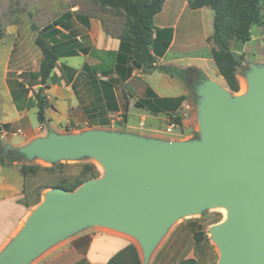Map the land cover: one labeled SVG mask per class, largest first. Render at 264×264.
Here are the masks:
<instances>
[{
    "label": "water",
    "instance_id": "water-1",
    "mask_svg": "<svg viewBox=\"0 0 264 264\" xmlns=\"http://www.w3.org/2000/svg\"><path fill=\"white\" fill-rule=\"evenodd\" d=\"M247 79L244 95L208 77L197 84V138L50 131L17 148L27 159L51 163L93 157L104 174L75 190L50 187L1 251L0 264H29L90 227L136 237L148 264L175 219L214 206L229 211L226 221L210 229L220 251L217 264H264V65H252Z\"/></svg>",
    "mask_w": 264,
    "mask_h": 264
},
{
    "label": "crops",
    "instance_id": "crops-1",
    "mask_svg": "<svg viewBox=\"0 0 264 264\" xmlns=\"http://www.w3.org/2000/svg\"><path fill=\"white\" fill-rule=\"evenodd\" d=\"M208 8L192 9L188 0H165L154 17L151 52L157 65L184 71L181 74L135 67L130 47L122 45L119 34L108 30L95 13H72L71 20L55 26V34L61 36L56 43L59 56L46 84L40 76L11 79L15 40L0 45V125L1 137L8 133L6 146L23 147L45 136L44 132L63 133L67 127L89 123L167 141L181 140L188 131L199 132L196 86L203 76L215 79L211 76L215 43L209 40L214 15ZM14 28L17 37L20 28ZM41 87L48 102L44 123L39 121L35 96ZM172 117L180 122L169 133L166 127ZM12 129L21 130L22 135ZM170 134L177 135L171 138ZM16 163L0 159V253L35 208L34 177L25 176ZM48 190L44 188L39 198ZM176 232L152 255L150 264H163V250L176 242ZM131 243L128 234L90 227L51 246L31 264H107Z\"/></svg>",
    "mask_w": 264,
    "mask_h": 264
},
{
    "label": "rangeland",
    "instance_id": "rangeland-1",
    "mask_svg": "<svg viewBox=\"0 0 264 264\" xmlns=\"http://www.w3.org/2000/svg\"><path fill=\"white\" fill-rule=\"evenodd\" d=\"M208 9L209 11L212 10L211 8ZM72 13H95L102 18L108 30L118 34L124 29L127 20L122 10L102 7L94 0H0V26L3 31L0 45H4L5 42H9L12 39L15 40L14 56L9 64V77L11 79L23 77L33 80L39 76L42 52L36 44L39 30H34L33 24L37 25L39 29L42 26L57 22L62 25L67 20H71ZM68 15H71V18ZM16 25L20 28L17 37L14 33ZM55 30L45 33V37L50 44L57 45L56 43H58L61 36L60 34H55ZM230 48L239 61L237 77L240 83V90L234 92L227 86L214 62V71L211 72V76L233 95H240L242 85H248L247 73L252 65H264V7L261 8L259 21L252 26L251 40L246 43L232 40L230 41ZM20 70L23 72L19 74ZM92 129H100V127L95 126L94 123H89L88 125L67 127L63 133L80 134ZM12 130L22 135L21 130ZM1 134L2 132L0 133V152L4 156V162L8 164L17 162L16 164L20 167L24 165L27 168L35 169L34 173L28 172L27 174L34 177L35 195H32L33 207H36L44 199L43 196V198H39V195L47 186L58 183L70 185L77 179L90 177L93 172L96 177H101L104 174L102 164L93 157L64 159L53 163L41 158L27 159L17 151V148L6 146L7 143L4 142L8 133L4 137H1ZM43 135H48V132H44ZM176 135L170 134L169 137L172 138ZM198 136L199 132L196 129L192 132L184 133L181 140L197 138ZM224 217V206L209 207L201 212L178 217L169 225L153 250L151 257L160 249L168 237L174 231H177L178 238L176 242L173 243L170 249L167 250L168 246L166 245L163 250L161 255V258H164L163 264H217L220 259V251L210 232L211 227L216 223L211 222L218 218L219 221L217 223H219L224 220ZM195 233L202 234L203 240L197 241L194 236ZM131 237L143 258V249L140 241L136 237ZM150 259L148 264H150Z\"/></svg>",
    "mask_w": 264,
    "mask_h": 264
},
{
    "label": "trees",
    "instance_id": "trees-1",
    "mask_svg": "<svg viewBox=\"0 0 264 264\" xmlns=\"http://www.w3.org/2000/svg\"><path fill=\"white\" fill-rule=\"evenodd\" d=\"M102 7H110L122 10L126 17V25L119 34L122 45L127 44L132 53L133 65L141 68L146 72H152L158 68L175 74L184 71L177 70L170 66L157 65L156 57L151 52L153 43V35L156 30L154 25L155 15L161 11L165 0H94ZM189 7L199 9L202 7H210L214 12L213 17V34L209 40H213L215 47L212 50V57L216 63L219 74L223 77L227 86L234 92L240 90V83L237 77V67L239 65L238 58L235 57L230 48V41H239L246 43L251 40L252 26L260 19L261 8L264 7V0H188ZM69 16V15H68ZM71 18V15L69 16ZM59 23L48 24L42 28H38L33 24L34 30H39L36 37V44L42 52L40 61L39 76L43 84L47 80L56 66L58 60V47L50 44L45 37V33L55 30V26ZM3 31L0 26V38ZM205 76H203L204 78ZM41 87L36 93L38 118L41 123L45 122V108L48 104L42 95ZM138 104H140L138 102ZM175 120L179 123L178 117ZM8 127L9 125H5ZM1 133V125H0ZM0 159L4 161V156L0 152ZM22 173L26 176L28 172L34 173L35 169L21 167ZM96 177L93 172L90 177L77 179L70 185L62 183L52 184L50 187H63L69 190H75L84 181ZM218 218L211 223H217ZM195 239L202 241L203 236L195 233ZM107 264H143L140 251L135 243L127 245L110 258Z\"/></svg>",
    "mask_w": 264,
    "mask_h": 264
},
{
    "label": "built area",
    "instance_id": "built-area-1",
    "mask_svg": "<svg viewBox=\"0 0 264 264\" xmlns=\"http://www.w3.org/2000/svg\"><path fill=\"white\" fill-rule=\"evenodd\" d=\"M176 117H172L166 127V131L169 133L173 132L176 127H179V123L175 120Z\"/></svg>",
    "mask_w": 264,
    "mask_h": 264
},
{
    "label": "bare ground",
    "instance_id": "bare-ground-1",
    "mask_svg": "<svg viewBox=\"0 0 264 264\" xmlns=\"http://www.w3.org/2000/svg\"><path fill=\"white\" fill-rule=\"evenodd\" d=\"M248 91H249V85L244 84V85H242V89H241L240 95H244ZM224 209H225V217H224L223 221H226L228 219V212L229 211H228V207L227 206H224ZM223 221H221V222H223Z\"/></svg>",
    "mask_w": 264,
    "mask_h": 264
}]
</instances>
